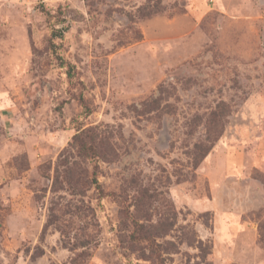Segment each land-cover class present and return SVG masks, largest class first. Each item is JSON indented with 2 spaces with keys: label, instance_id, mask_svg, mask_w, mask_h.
Returning a JSON list of instances; mask_svg holds the SVG:
<instances>
[{
  "label": "rangeland",
  "instance_id": "obj_1",
  "mask_svg": "<svg viewBox=\"0 0 264 264\" xmlns=\"http://www.w3.org/2000/svg\"><path fill=\"white\" fill-rule=\"evenodd\" d=\"M0 264H264V0H0Z\"/></svg>",
  "mask_w": 264,
  "mask_h": 264
},
{
  "label": "trees",
  "instance_id": "obj_2",
  "mask_svg": "<svg viewBox=\"0 0 264 264\" xmlns=\"http://www.w3.org/2000/svg\"><path fill=\"white\" fill-rule=\"evenodd\" d=\"M161 12L159 7H155V9L148 12V16L156 14ZM63 36L59 30H54L52 34V40L55 38H60ZM63 67H67L69 78H72L71 71L74 69V66L71 63H64ZM157 104L159 103L157 99L154 100ZM160 108V105H157L156 107H153L152 110H158ZM207 128L209 129L211 133L210 137L207 139L208 144L205 143H198L195 144L191 156L193 160V168L196 170L200 164L203 162V160L208 156L212 148L214 147L215 143L219 140L220 136L223 132L224 123L222 120H220L219 116L214 112L210 115V118L207 122ZM217 128V129H216ZM220 128V129H218ZM88 133H91V131H82L78 135L74 137V142L70 145L72 149L76 151L78 154V157L83 160H89V159H96L101 158V152L104 148V143L102 140H100L98 137L90 135L86 136ZM65 152V151H64ZM64 152L61 154V156L64 155ZM60 156V157H61ZM61 163V160H60ZM62 164L65 169V177L67 182L71 184H77V180L74 175L73 165L70 167V163L67 161H62ZM98 190H101V186L99 182L95 181ZM101 197L105 198L108 196L107 193L104 191H100ZM80 246L84 248L87 246V243H81ZM88 255L87 253H83ZM90 256V255H88Z\"/></svg>",
  "mask_w": 264,
  "mask_h": 264
}]
</instances>
